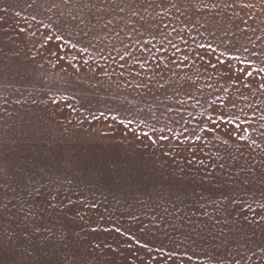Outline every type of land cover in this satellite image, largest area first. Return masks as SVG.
I'll return each mask as SVG.
<instances>
[{
	"label": "rangeland",
	"instance_id": "1",
	"mask_svg": "<svg viewBox=\"0 0 264 264\" xmlns=\"http://www.w3.org/2000/svg\"><path fill=\"white\" fill-rule=\"evenodd\" d=\"M0 264H264V0H0Z\"/></svg>",
	"mask_w": 264,
	"mask_h": 264
},
{
	"label": "snow or ice",
	"instance_id": "2",
	"mask_svg": "<svg viewBox=\"0 0 264 264\" xmlns=\"http://www.w3.org/2000/svg\"><path fill=\"white\" fill-rule=\"evenodd\" d=\"M144 135H146V136H147L148 134H147V133H144ZM162 139H167V137H162Z\"/></svg>",
	"mask_w": 264,
	"mask_h": 264
}]
</instances>
